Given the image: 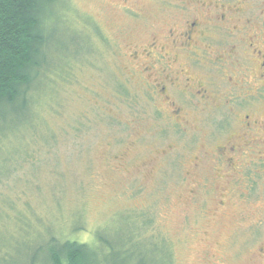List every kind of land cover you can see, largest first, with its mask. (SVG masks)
<instances>
[{"label":"rangeland","instance_id":"obj_1","mask_svg":"<svg viewBox=\"0 0 264 264\" xmlns=\"http://www.w3.org/2000/svg\"><path fill=\"white\" fill-rule=\"evenodd\" d=\"M63 1L46 9L47 80L0 113V264H43L51 236L93 243L99 230L142 238L132 246L147 264H264V172L247 188L240 164L195 166L211 125L197 110L183 112L205 138L160 124L131 61L152 41L171 57L184 8L215 0Z\"/></svg>","mask_w":264,"mask_h":264},{"label":"flooded vegetation","instance_id":"obj_2","mask_svg":"<svg viewBox=\"0 0 264 264\" xmlns=\"http://www.w3.org/2000/svg\"><path fill=\"white\" fill-rule=\"evenodd\" d=\"M214 4L210 12L193 5L192 15L193 7L184 8L188 12L176 26L180 32L176 35L172 28L167 35L171 57L152 41L131 61L136 63L138 84L144 79L142 89L160 124L181 135L205 138L209 131L201 136L199 126L190 129L191 115L183 112L197 110L211 125L215 144L211 151L200 146L193 164L208 163L221 172L240 164L249 188L264 172V0L258 6L254 0ZM221 109L230 113L221 118ZM223 138L226 142L219 143Z\"/></svg>","mask_w":264,"mask_h":264},{"label":"trees","instance_id":"obj_3","mask_svg":"<svg viewBox=\"0 0 264 264\" xmlns=\"http://www.w3.org/2000/svg\"><path fill=\"white\" fill-rule=\"evenodd\" d=\"M63 2L0 0V113L4 112L5 106H14L16 102H19V106L27 107V95L32 94L31 87L39 90L40 81L44 83L47 80V72L54 65L36 70L42 67L39 57L47 40L43 31L45 21L49 18L46 9L56 4L60 6ZM7 128H1L0 137L5 135ZM149 222L147 218L143 221L145 224ZM102 232H95L93 243L68 238L70 236H51L45 247L41 248L45 249L43 264H107L105 256L109 249L118 264H126L131 257H135L136 264H147L146 254H137L132 246L140 243L142 238L133 234L126 240L115 242Z\"/></svg>","mask_w":264,"mask_h":264}]
</instances>
